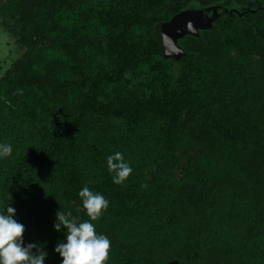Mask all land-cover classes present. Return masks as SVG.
<instances>
[{
	"label": "trees",
	"instance_id": "16d2710c",
	"mask_svg": "<svg viewBox=\"0 0 264 264\" xmlns=\"http://www.w3.org/2000/svg\"><path fill=\"white\" fill-rule=\"evenodd\" d=\"M8 4L24 51L0 78V144L13 148L0 212L15 209L25 245L62 264L56 213L89 219L88 186L110 202L93 222L105 264H264V0ZM215 6L234 12L180 38V58L165 51L164 23ZM116 151L133 169L124 185L107 168Z\"/></svg>",
	"mask_w": 264,
	"mask_h": 264
},
{
	"label": "clouds",
	"instance_id": "9594fccd",
	"mask_svg": "<svg viewBox=\"0 0 264 264\" xmlns=\"http://www.w3.org/2000/svg\"><path fill=\"white\" fill-rule=\"evenodd\" d=\"M17 91L23 94L22 90ZM12 151L11 144H0V157L10 156ZM107 168L116 185H124L133 172L119 151L107 157ZM141 187L146 188L147 185L142 184ZM78 195L89 219L81 221L71 211H57L53 227L57 232L62 228L66 230V242L58 243L55 251L62 264H105L112 245L106 235L97 233L93 222L102 217L110 202L88 186H84ZM15 214L10 205L5 212H0V264H44L47 253L36 243L25 245L22 237L26 229L14 219Z\"/></svg>",
	"mask_w": 264,
	"mask_h": 264
},
{
	"label": "water",
	"instance_id": "95a60500",
	"mask_svg": "<svg viewBox=\"0 0 264 264\" xmlns=\"http://www.w3.org/2000/svg\"><path fill=\"white\" fill-rule=\"evenodd\" d=\"M220 9L221 6H215L211 13L206 10H186L164 23L158 29V37L165 51L176 58L183 56L185 51L178 45L180 38L187 34L199 35L200 29L213 28L217 18L234 12V9L226 7Z\"/></svg>",
	"mask_w": 264,
	"mask_h": 264
},
{
	"label": "rangeland",
	"instance_id": "374dc122",
	"mask_svg": "<svg viewBox=\"0 0 264 264\" xmlns=\"http://www.w3.org/2000/svg\"><path fill=\"white\" fill-rule=\"evenodd\" d=\"M9 0H0V78L12 67L14 66L15 62L21 57L23 54V44L19 42L15 33L13 32V28L17 22L16 17H10L6 12L11 8L8 4ZM50 3H53L54 0H49ZM5 2V3H4ZM6 5V6H5ZM6 7V11L4 10ZM27 17L22 16V21L24 24H28L31 22L33 24L37 19L34 17ZM16 29V28H15ZM24 82L26 80H23ZM250 85H247V87ZM253 89L254 86H252ZM264 88V87H263ZM257 93V92H256ZM1 106V104H0ZM116 129L114 130L115 133L121 132V125L122 122L115 120L112 121ZM256 161L259 165L262 166L264 164V159L256 158Z\"/></svg>",
	"mask_w": 264,
	"mask_h": 264
}]
</instances>
